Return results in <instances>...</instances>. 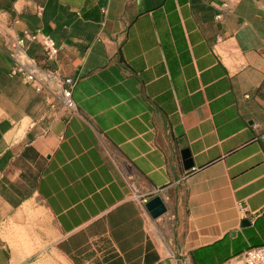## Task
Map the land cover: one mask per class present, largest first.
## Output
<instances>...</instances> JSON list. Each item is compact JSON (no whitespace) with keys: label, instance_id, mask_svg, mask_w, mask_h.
I'll use <instances>...</instances> for the list:
<instances>
[{"label":"crops","instance_id":"0c3cea01","mask_svg":"<svg viewBox=\"0 0 264 264\" xmlns=\"http://www.w3.org/2000/svg\"><path fill=\"white\" fill-rule=\"evenodd\" d=\"M24 31L53 39L76 110L0 51V264L29 259L24 236L62 264H233L264 244V0H0V44Z\"/></svg>","mask_w":264,"mask_h":264},{"label":"built area","instance_id":"2783aa9c","mask_svg":"<svg viewBox=\"0 0 264 264\" xmlns=\"http://www.w3.org/2000/svg\"><path fill=\"white\" fill-rule=\"evenodd\" d=\"M33 46L41 48L44 58L43 64H39L29 56V49ZM0 51L4 52L11 61L9 73L12 77L20 78L37 93L44 90L50 92V85L56 84L60 89L62 106L70 111L76 110L71 94L77 79L61 77L52 66L57 58L58 48L51 37L40 32L24 31L20 35L0 44ZM262 140L264 141V136ZM139 203L144 208L147 199L141 198ZM237 207L243 215L248 214L242 205ZM233 264H264V244L248 248L239 257L235 258Z\"/></svg>","mask_w":264,"mask_h":264},{"label":"rangeland","instance_id":"374dc122","mask_svg":"<svg viewBox=\"0 0 264 264\" xmlns=\"http://www.w3.org/2000/svg\"><path fill=\"white\" fill-rule=\"evenodd\" d=\"M20 230L21 229L15 230V236H17V233L21 232ZM18 237L21 236L18 235ZM19 241L22 243L20 247L23 253L25 256H29V259L21 264H62L56 258L53 259V256L48 255V245L46 242L44 243L41 238L37 237L30 241V239L24 236V238Z\"/></svg>","mask_w":264,"mask_h":264},{"label":"water","instance_id":"95a60500","mask_svg":"<svg viewBox=\"0 0 264 264\" xmlns=\"http://www.w3.org/2000/svg\"><path fill=\"white\" fill-rule=\"evenodd\" d=\"M181 158L183 160V167L185 170L193 167L188 150L185 149L181 151ZM145 209L152 219H156L166 212V208L159 197H153L152 199H150L145 204ZM247 223L248 222L246 220H243L241 222V225L245 226L247 225Z\"/></svg>","mask_w":264,"mask_h":264}]
</instances>
